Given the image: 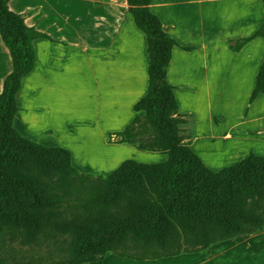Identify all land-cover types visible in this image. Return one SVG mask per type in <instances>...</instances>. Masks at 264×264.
I'll return each instance as SVG.
<instances>
[{"label":"trees","instance_id":"obj_1","mask_svg":"<svg viewBox=\"0 0 264 264\" xmlns=\"http://www.w3.org/2000/svg\"><path fill=\"white\" fill-rule=\"evenodd\" d=\"M126 3L145 36L147 88L132 108L136 115L122 131L109 133L108 142L115 138V144L157 152L166 160H125L104 177L79 173L67 149L46 147L14 129L16 97L35 66L33 42H56L28 26L10 9V0H0V41L11 62L0 91V264H39L19 254L42 246H52L62 258L50 264H102L107 254L152 261L203 252L264 229V157L249 154L212 172L192 152L193 116L179 113L166 80L178 43L162 30L150 0ZM256 38L264 39V20L250 36L229 40L228 48L239 52ZM259 95H264V60L248 104ZM250 251L263 252L264 239Z\"/></svg>","mask_w":264,"mask_h":264},{"label":"crops","instance_id":"obj_2","mask_svg":"<svg viewBox=\"0 0 264 264\" xmlns=\"http://www.w3.org/2000/svg\"><path fill=\"white\" fill-rule=\"evenodd\" d=\"M85 1L82 7L84 22L79 28L78 40L67 41L42 29L39 23L44 15L32 17L31 26L56 43L42 39L33 42L35 66L29 74L31 86L40 72V64L47 68L48 58L52 57L48 51L45 62L37 45L46 41L52 47L59 44L73 47L81 49L84 56L86 49H90L94 57L93 84L88 87L82 81L84 90L80 105L88 104L94 86L97 120L108 133L119 132L136 115L132 108L146 93L145 36L135 27L126 0ZM149 9L159 18L162 30L178 43V47L172 49L166 80L174 87L179 113L193 116L192 152L212 172L233 166L249 154L264 157V95L248 104L256 74L264 60V39L252 40L239 52L228 48L229 40L248 37L259 29L264 20L261 0H150ZM105 140L108 141V134ZM146 155L153 157L147 164L166 160L165 155L157 152ZM262 232L264 229L257 233ZM199 254L152 261H133L107 254L102 264H157L179 258H191V264Z\"/></svg>","mask_w":264,"mask_h":264},{"label":"rangeland","instance_id":"obj_3","mask_svg":"<svg viewBox=\"0 0 264 264\" xmlns=\"http://www.w3.org/2000/svg\"><path fill=\"white\" fill-rule=\"evenodd\" d=\"M85 4V0H10L9 6L12 11L24 16L28 26H31L33 16L44 15L43 21L39 23L42 29L50 30L61 39L72 41L78 40V31L84 22L82 7ZM37 50L42 58L46 57L48 51L52 57L48 58L47 68L40 64V72L36 74L33 87L30 75L22 81L21 90L16 97L19 113L14 118V129L20 135L46 147L67 149L71 154L72 165L91 175L106 177L125 160L147 164L153 158L147 157V151L137 147L114 146L115 138L111 144H107L105 137L109 131L97 120L94 86L91 87L92 96H89L88 104L84 107L80 105L81 91L84 90L82 81L88 87L93 84L91 66L94 57L90 49H86L84 56L81 49L60 44L52 47L44 41L37 45ZM10 70L8 52L0 41V87ZM263 239L264 232L218 243L200 252L199 260L192 259L191 264H264V251L258 254L250 251L253 243ZM52 248L42 246L21 250L19 255L25 258L24 261L39 264L61 261L62 258ZM126 252L134 255L136 250L129 249ZM190 260L191 258H179L157 264H189ZM202 261L205 263H200Z\"/></svg>","mask_w":264,"mask_h":264}]
</instances>
